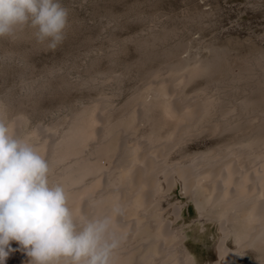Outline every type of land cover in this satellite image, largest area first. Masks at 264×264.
<instances>
[{
	"label": "bare ground",
	"instance_id": "bare-ground-1",
	"mask_svg": "<svg viewBox=\"0 0 264 264\" xmlns=\"http://www.w3.org/2000/svg\"><path fill=\"white\" fill-rule=\"evenodd\" d=\"M209 50L203 58L177 60L167 76L152 75L136 105L115 120L97 114L99 105L80 110L59 132L38 128L23 134L24 118L11 120L52 161L54 179L66 185L77 211L101 214L116 204L123 207L117 231L125 238L117 264L200 263L184 246V230L170 229L164 220L160 200L177 181L201 224L219 231L209 264H246L239 259L245 249L264 264V51L242 61L237 75L243 77L220 87V96L209 85L231 65L224 51ZM198 79L205 85L186 96L185 87ZM240 79L252 81L239 89ZM204 132L231 136L216 149L193 154L188 163H168L172 150ZM176 204L177 218L182 206ZM6 264L28 261L15 252Z\"/></svg>",
	"mask_w": 264,
	"mask_h": 264
},
{
	"label": "rangeland",
	"instance_id": "rangeland-1",
	"mask_svg": "<svg viewBox=\"0 0 264 264\" xmlns=\"http://www.w3.org/2000/svg\"><path fill=\"white\" fill-rule=\"evenodd\" d=\"M62 2L70 9L71 27L56 51H45L33 41L17 47L10 60L0 59V102L6 105L9 120L24 118L23 134L31 135L38 128L62 131L80 110L98 105L102 109L97 114L115 120L136 105L135 98L145 92L155 78L152 75L167 76L168 67L177 60L206 57L210 48L224 51L231 65L209 85L210 92L220 95V87L232 86L234 78L243 77L237 75L242 61L264 51V0ZM8 48L0 42V53ZM249 80L240 79L235 85L247 87ZM205 83L204 79L190 83L185 95L193 96ZM228 133L198 134L172 150L168 163H188L193 154L222 146L231 136ZM181 187L177 181L163 193L164 220L170 229L184 230V246L199 264H209L215 258L219 231L213 224H201ZM175 204L182 206L177 218ZM210 234L215 237L210 239ZM239 256L246 264H257L250 249Z\"/></svg>",
	"mask_w": 264,
	"mask_h": 264
},
{
	"label": "clouds",
	"instance_id": "clouds-1",
	"mask_svg": "<svg viewBox=\"0 0 264 264\" xmlns=\"http://www.w3.org/2000/svg\"><path fill=\"white\" fill-rule=\"evenodd\" d=\"M70 27L62 0H0V42L9 46L0 59L10 60L17 47L33 41L56 51ZM54 177L52 161L16 131L0 102V264L15 252L28 264H117L123 207L77 211L66 185Z\"/></svg>",
	"mask_w": 264,
	"mask_h": 264
}]
</instances>
